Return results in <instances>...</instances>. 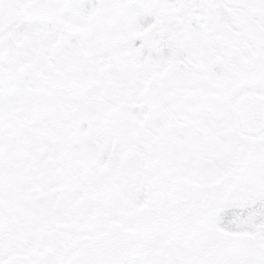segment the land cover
Segmentation results:
<instances>
[{"label":"snow or ice","instance_id":"6c2138e0","mask_svg":"<svg viewBox=\"0 0 264 264\" xmlns=\"http://www.w3.org/2000/svg\"><path fill=\"white\" fill-rule=\"evenodd\" d=\"M0 264H264V0H0Z\"/></svg>","mask_w":264,"mask_h":264}]
</instances>
